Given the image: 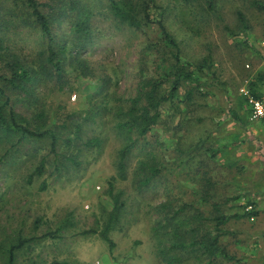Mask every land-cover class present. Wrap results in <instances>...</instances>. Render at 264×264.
Listing matches in <instances>:
<instances>
[{"label": "rangeland", "instance_id": "374dc122", "mask_svg": "<svg viewBox=\"0 0 264 264\" xmlns=\"http://www.w3.org/2000/svg\"><path fill=\"white\" fill-rule=\"evenodd\" d=\"M15 1L23 3L0 0V44L5 47H0V88L10 97L7 108H14L32 130H54L55 149L63 156L52 151L51 135L0 136V156H5L0 164V264H6L7 249L20 234L41 236L56 229L58 237L40 238L18 250L16 264H164L153 230L165 215L163 203L175 209L193 204L210 218L219 212L257 211L252 218L230 220L224 241L239 259L234 264H264V138L245 139L246 149L229 144L252 128L249 120L234 119L246 111V99H234L238 106L232 101L233 93L245 98L240 90L251 87V75L264 59V8L253 4L264 0H156L158 7L167 8L166 26L199 86L187 101L185 92L197 82H186L173 103L164 105L162 122L129 154L124 177L117 163L127 136L117 127V108L136 95L142 79L164 74L172 53L162 42L161 29L151 21L141 28L116 23L109 0H81L93 11L92 36L82 38L68 0H39L54 5L44 10L52 16L55 43L78 53L73 60L65 52L66 75L58 79L43 68L45 42L39 26L19 6L21 19ZM9 61L32 73L28 95L8 81ZM76 63L82 66L80 73ZM257 73V84L264 85V72ZM7 137L20 142L11 149ZM190 140L198 147L192 148ZM210 146L219 150L206 151ZM148 154L160 171L141 187L139 180L150 177L140 164L149 161ZM42 159L43 174L30 180ZM111 189L122 192L123 202L109 233L112 248L99 232H84L104 228L114 206ZM186 258L195 262L189 254Z\"/></svg>", "mask_w": 264, "mask_h": 264}, {"label": "trees", "instance_id": "16d2710c", "mask_svg": "<svg viewBox=\"0 0 264 264\" xmlns=\"http://www.w3.org/2000/svg\"><path fill=\"white\" fill-rule=\"evenodd\" d=\"M110 9L112 11V18L116 23H120L133 28H141L146 22H156L162 32V42L164 46L170 48L171 58L167 59L163 56L162 60H166V65L163 67L164 74L158 78L142 79L139 83L138 90L135 96L126 99L127 105H120L117 108V115L119 120L117 123L118 129L127 136V142L119 150V161L117 168L121 177L126 176L127 172V158L129 154L139 146L141 141H145L148 133L157 125L162 122L163 108L167 103H173V99L178 95L181 87L186 82H197L191 86L186 92V100L191 101L195 91L199 86V79L194 70L190 69L188 63H184L181 56L180 43L174 38L173 34L169 31L164 21L165 12L167 8L158 7L156 0H109ZM259 8H264V3L253 2ZM18 5V6H17ZM28 9V18L32 17L33 24L39 26L44 45V53H46L45 63L43 68L52 71L56 74L58 79H62L66 75L65 66L66 58L63 56L65 52H70L73 60L78 59V53L73 54V49L66 45H57L55 43V36L52 28V16L44 8L50 9L54 6L51 3L41 2L39 0H23L22 4L19 2L13 3V9L19 8L18 12L22 11L19 7ZM212 6V4H210ZM150 7L158 8L155 13L151 12ZM68 10L76 12L78 19L75 23V31L77 35L82 38L92 36L91 15L92 9L81 0H68ZM159 8L161 9L159 11ZM10 12L14 15V10ZM11 9H9L10 11ZM156 14V15H154ZM20 14H17L18 17ZM23 19L24 12L21 13ZM57 19L56 16H54ZM241 21L244 23V16L240 15ZM27 19V18H25ZM17 21V20H16ZM28 21V20H27ZM25 21V22H27ZM29 23V22H28ZM3 27H0L2 29ZM1 48H5L3 43L0 44ZM10 50L9 48H7ZM11 66V78L8 80L13 88L22 91L25 95L29 94V87L33 83L32 73L28 72L27 66L14 65L8 62ZM75 67L80 73L82 66L76 63ZM204 64L198 65V70H202ZM3 79L4 76H1ZM252 91V90H251ZM256 97H262L260 93L252 91ZM0 136L3 133L12 134L19 133L21 138L31 137H45L52 136V151H55L56 157L60 155L55 149L56 136L51 128L43 131L32 130L26 123V119L18 114L14 108L9 105L10 97L5 93V89L0 88ZM4 98L2 102V98ZM80 125L77 126V132ZM8 136V135H7ZM8 138V137H7ZM11 140V149L17 143ZM22 139H20L22 141ZM184 144H185V138ZM199 139L198 141H200ZM210 141V140H209ZM209 144H211L209 142ZM192 148L198 145L190 140ZM140 147V146H139ZM143 148V145H141ZM219 150L215 146L206 148V151ZM5 154V153H4ZM3 154V155H4ZM5 156H0V164ZM149 161L143 159L140 161L143 167H147L150 172V177L145 180L140 179L138 184L143 186L144 182L148 183L150 179L157 175L160 171L157 167L154 155L148 154ZM45 160L42 159L33 174L41 175L44 172ZM111 195L114 200V206L108 216L104 228L100 231L97 229H90L84 231L85 233L94 232L100 233L101 237L108 242L110 248L114 246V241L110 237V231L114 228L116 221L119 218L123 202L122 192L113 193ZM252 204V201L248 205ZM251 206V205H250ZM249 206H246L248 208ZM160 208L165 211V215L160 218L153 227L154 235L159 239V252L163 257L164 264H234L239 262L234 253L229 249V245L224 241V237L230 234L225 228L226 224L235 218L250 217L257 215V211L248 210L242 214H224L217 213L213 218L203 214V212L194 207L193 204L183 203L180 207L175 209L173 206L163 203ZM214 221V224L212 223ZM59 229L53 232H47L41 236L24 237L19 235L16 242L10 244L7 249L8 259L6 264H16V257L18 250L24 246L44 237L56 238L59 236ZM194 257L195 262L190 263L186 259V255ZM51 264H72L68 261L54 260Z\"/></svg>", "mask_w": 264, "mask_h": 264}, {"label": "crops", "instance_id": "0c3cea01", "mask_svg": "<svg viewBox=\"0 0 264 264\" xmlns=\"http://www.w3.org/2000/svg\"><path fill=\"white\" fill-rule=\"evenodd\" d=\"M262 50H263V55H264V48H262ZM258 70H262V72H264V59L262 61L261 66L257 67L255 72L252 73L253 75H251V82H250V86H251L250 89L256 93H260V95L263 97L264 85L259 86L257 84V81H258L257 75L259 74V73H257ZM231 93H233V92L231 91ZM237 94L233 93V95H235V97H233L232 102H234L235 105H237V104L235 103L234 99L237 100L238 98H240L242 101L245 100V98H243L240 95L238 96ZM230 98L231 97H228V101L230 100ZM241 104H243V103H241ZM245 104L247 105L246 111H242V114L236 113L234 119L237 122H243V121L246 122L247 120H249L252 128L246 127V131L244 133H242V134L239 133V137L237 136L231 142H229V144L231 145L232 148L236 147L239 144V147H241V148L243 147L244 149H246L244 144H243V143L247 142V141H244L245 139L248 140V139H252V137L256 138V136H257L259 138V140L263 141V138H264V119H260V120L251 119V107L246 100H245ZM228 105H229V103H228ZM248 134H249V136H248ZM262 136H263V138H261ZM238 139H239V142H237ZM250 142H252V141H250Z\"/></svg>", "mask_w": 264, "mask_h": 264}, {"label": "built area", "instance_id": "2783aa9c", "mask_svg": "<svg viewBox=\"0 0 264 264\" xmlns=\"http://www.w3.org/2000/svg\"><path fill=\"white\" fill-rule=\"evenodd\" d=\"M247 67H249V64H247ZM240 92L251 107V119H264V96L256 97L248 87H242Z\"/></svg>", "mask_w": 264, "mask_h": 264}]
</instances>
